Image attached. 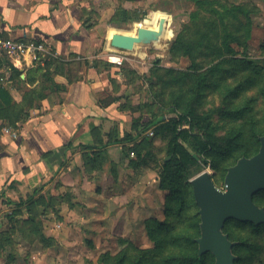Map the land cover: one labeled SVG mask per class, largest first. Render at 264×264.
<instances>
[{
  "label": "rangeland",
  "instance_id": "374dc122",
  "mask_svg": "<svg viewBox=\"0 0 264 264\" xmlns=\"http://www.w3.org/2000/svg\"><path fill=\"white\" fill-rule=\"evenodd\" d=\"M215 1L213 8L222 15L197 9L193 0L131 1L132 16L139 20L122 23L118 29L124 41L133 42L117 46L121 64L104 68L106 62H100L99 72L108 88L98 99L102 104L112 103L118 117L110 121L103 141L123 139L126 133L136 136L129 142L112 143L111 152L106 147L101 157L83 150L80 170L89 180L68 183L54 173L48 182L25 185L17 200L37 189L35 213L23 206L12 228L4 217L0 224L2 264H114L118 257H123L118 264H195L190 260L194 254L205 255L203 264H219L212 251L199 252L201 216L192 180L208 173L224 191L229 168L260 149L264 137V0ZM239 5L242 13L234 9ZM193 11L199 13L195 19L190 16ZM179 35L191 43L190 53L171 50ZM108 41L103 36L100 48L106 44L111 55ZM107 54L100 59L108 61ZM206 74L197 91L199 110L210 115L215 135L228 134L231 142L215 151L202 139H192L200 133L190 129L187 139L196 150L195 164L179 172L180 193L160 188L159 171L171 137L158 131L149 134L155 128L143 130V125L157 115L168 120L183 113L189 97L196 93L198 77ZM23 122L4 130L13 136V129ZM181 128L187 129L188 124ZM96 188L101 197L84 195ZM112 192L116 197L107 195ZM260 192L254 202L264 210V193L261 198ZM29 216L32 225L24 223ZM147 219L163 222L162 229L153 230L154 239L147 233ZM245 222L251 221L229 218L220 229L232 243L233 264H264V228L254 233Z\"/></svg>",
  "mask_w": 264,
  "mask_h": 264
},
{
  "label": "crops",
  "instance_id": "0c3cea01",
  "mask_svg": "<svg viewBox=\"0 0 264 264\" xmlns=\"http://www.w3.org/2000/svg\"><path fill=\"white\" fill-rule=\"evenodd\" d=\"M131 1L0 0V36L41 41L56 55H62V58L48 59L64 61L54 62L50 71L54 81L65 87L60 93L48 92L41 107L30 110L29 117L13 129L15 138L5 132L6 126L0 128V224L9 215L13 216V203L24 194L25 185L48 182L54 173H59L62 180L64 176L68 183L89 180L80 170L82 151L76 146L92 144L97 138L105 139L104 132L110 121L118 118L114 115V106L104 107L98 99L108 85L93 62L107 54L106 44L100 48L103 36L107 35L109 50L118 53L111 40L121 35L122 29L109 21L119 6L131 9ZM8 61L24 78L29 68L44 65L48 60L41 63H30L28 59ZM76 62L79 65L74 67ZM110 63V68L115 65ZM9 71L1 62L0 76L5 80L0 83L8 85L14 100L20 101L22 89L9 78ZM111 146L114 144L107 146L108 153ZM91 191L86 190L84 195H103L98 188ZM111 194L116 197L114 192L107 193L109 197ZM5 205L9 209L3 208ZM19 218V214L14 215V219Z\"/></svg>",
  "mask_w": 264,
  "mask_h": 264
},
{
  "label": "trees",
  "instance_id": "16d2710c",
  "mask_svg": "<svg viewBox=\"0 0 264 264\" xmlns=\"http://www.w3.org/2000/svg\"><path fill=\"white\" fill-rule=\"evenodd\" d=\"M193 1L197 9H202L207 12L219 13V15H222L221 11H218L217 9L213 8V5L216 2L215 0H193ZM234 9H236L240 13H242L243 11L242 10L243 7L240 5L234 7ZM227 10L228 9H226V11ZM132 11L133 10L119 6L112 15L109 23L116 27H120L122 23L139 20L138 18L132 16L131 13ZM198 14L199 13L197 11H193L190 13V16L193 17V19H195L198 16ZM190 44L191 43L189 41H186L184 37L179 35L170 45V48L173 52L179 50L184 54H186V53H190ZM57 57L62 58V55L59 54L57 55ZM57 61L61 63L64 62L57 59L46 61L44 65H37L29 68L25 73V77L21 78L20 77L21 71L18 68H16L11 62H9L8 59L0 60V63L3 62L10 70L9 78L13 82L15 83L17 82V84L20 85L19 88L22 89L21 99L20 101H16L12 97L8 85L0 83V120H1L0 128L3 126L15 128L18 121L23 122L25 119L28 118L30 114V110L32 108L41 107V101L43 100V98L47 96L48 92H57V91L65 90L64 86L54 81L52 77V71H50V66ZM101 61H103V59H97L96 61L93 62V66L96 69H99L100 67L99 65ZM103 62H106L104 63L103 66L104 68H109L111 66L110 62H107L105 60ZM216 67L217 66L209 68L210 72L212 71V69L213 70L216 69ZM206 76L207 74L200 75L198 77V82L194 86L196 93L189 97L186 109L183 113H179V114L176 113L177 117H173L168 120H164L162 115H157L153 119H150L147 122H145L143 125L142 128L143 130H146L150 127H154L155 129L154 130L152 129L153 133H155V131L156 132L158 131L163 134H169L171 137L170 140L168 141L167 154L162 160V167L161 170L159 171L160 188L170 189L173 192L180 193V190L178 189L177 186V178H178L177 176L179 172L195 164L196 158L192 155V153L193 152L196 153V150L193 147V145L190 143V141H188L187 139L190 129L195 128V130L200 133V136H196V135L190 136L192 137V139H195L196 141L199 142L202 139L205 146L214 148L215 151H217V149H220L222 151L223 150L222 145L224 143L231 142V138L228 134L223 136L215 135L214 129L211 127L210 115L206 113H202L199 110V95L197 94V91L198 88L205 83ZM111 104L112 103H104V104L101 103V105L104 107H109ZM183 124H188V128L187 129L181 128ZM93 130L99 131L98 128H93ZM135 136L136 135H132L131 133H126L123 139H113V140L109 139L107 141H103L101 138L99 139L97 138V140L92 144L79 143L76 147L81 151L93 150V152H96V156L101 157L104 154L103 150L109 144L119 143L121 142V140L125 142H129L133 140ZM182 141L187 143V145L183 144ZM84 155H85L84 157L88 159V155L85 153ZM244 155H247V153H244ZM35 192H37V189H34L31 195H27L25 198L20 197L17 201L14 202V208L12 212L13 216L9 215L8 217L9 221L11 222L10 228H12L14 224H17L18 221L20 220V219H14V215L16 214L20 215L22 213L23 206H26L27 209L33 208L35 213V207L33 205V194ZM263 193L264 191H261L258 197H261ZM256 196L257 195L253 196V200L255 199ZM173 197L174 196H172V198ZM182 199L183 198H180V201H182ZM24 223L30 225L34 224L33 219L30 216L26 217ZM243 224L252 226L254 233H259L264 228V224L256 225L251 222H245ZM145 225L147 228V233L151 237V239H154L152 236L153 230H160L163 228V222H157L155 221V219H147L145 221ZM152 225L155 226L153 227ZM41 238L45 240L43 236ZM242 244H244V242H242ZM2 246H3V242L1 240L0 247ZM204 256L205 255H203L202 257H197L194 254L190 260L194 261L195 264H203L205 261ZM121 259L123 260V257L115 258L114 264H118Z\"/></svg>",
  "mask_w": 264,
  "mask_h": 264
},
{
  "label": "water",
  "instance_id": "95a60500",
  "mask_svg": "<svg viewBox=\"0 0 264 264\" xmlns=\"http://www.w3.org/2000/svg\"><path fill=\"white\" fill-rule=\"evenodd\" d=\"M143 39L147 41V38ZM132 40L124 41L121 35H116L111 44L125 47ZM192 155L197 157L195 153ZM225 185L224 191L219 190L208 173H202L192 180L193 194L201 216L199 252L210 250L219 264H233L232 243L220 229L229 218L255 224L264 222V210L253 200L255 194L264 190V137L256 154L242 158L229 168Z\"/></svg>",
  "mask_w": 264,
  "mask_h": 264
},
{
  "label": "built area",
  "instance_id": "2783aa9c",
  "mask_svg": "<svg viewBox=\"0 0 264 264\" xmlns=\"http://www.w3.org/2000/svg\"><path fill=\"white\" fill-rule=\"evenodd\" d=\"M107 54V60L116 64H121L123 59L121 55ZM115 54V55H114ZM57 56L54 51L41 41L32 39H13L0 36V59H28L30 63H41L44 60ZM114 56V59L112 57ZM5 77L0 76V81H4ZM6 132H8L6 130ZM152 134V130L148 132ZM13 136H16L13 133Z\"/></svg>",
  "mask_w": 264,
  "mask_h": 264
},
{
  "label": "bare ground",
  "instance_id": "6f19581e",
  "mask_svg": "<svg viewBox=\"0 0 264 264\" xmlns=\"http://www.w3.org/2000/svg\"><path fill=\"white\" fill-rule=\"evenodd\" d=\"M112 59H114V56L112 57Z\"/></svg>",
  "mask_w": 264,
  "mask_h": 264
}]
</instances>
